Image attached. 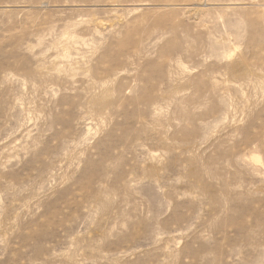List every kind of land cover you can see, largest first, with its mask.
Returning a JSON list of instances; mask_svg holds the SVG:
<instances>
[{"label": "rangeland", "instance_id": "1", "mask_svg": "<svg viewBox=\"0 0 264 264\" xmlns=\"http://www.w3.org/2000/svg\"><path fill=\"white\" fill-rule=\"evenodd\" d=\"M0 264H264V0H0Z\"/></svg>", "mask_w": 264, "mask_h": 264}]
</instances>
